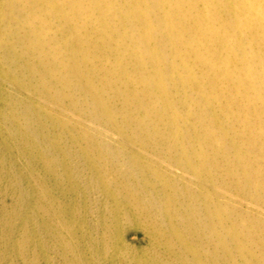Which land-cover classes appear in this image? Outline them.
Here are the masks:
<instances>
[{"label": "bare ground", "instance_id": "bare-ground-1", "mask_svg": "<svg viewBox=\"0 0 264 264\" xmlns=\"http://www.w3.org/2000/svg\"><path fill=\"white\" fill-rule=\"evenodd\" d=\"M121 261L264 264V0H0V264Z\"/></svg>", "mask_w": 264, "mask_h": 264}, {"label": "rangeland", "instance_id": "rangeland-1", "mask_svg": "<svg viewBox=\"0 0 264 264\" xmlns=\"http://www.w3.org/2000/svg\"><path fill=\"white\" fill-rule=\"evenodd\" d=\"M123 235L126 238V240L129 242H133L136 238H142L143 237L139 233L137 234L136 232H134L132 230H126L123 233ZM120 264H125V262L121 261Z\"/></svg>", "mask_w": 264, "mask_h": 264}]
</instances>
